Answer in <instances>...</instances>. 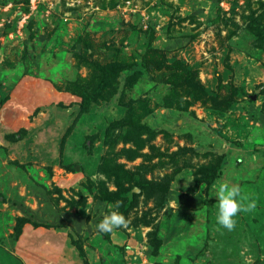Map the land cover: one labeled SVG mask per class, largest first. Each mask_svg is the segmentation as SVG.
Wrapping results in <instances>:
<instances>
[{
	"label": "rangeland",
	"instance_id": "1",
	"mask_svg": "<svg viewBox=\"0 0 264 264\" xmlns=\"http://www.w3.org/2000/svg\"><path fill=\"white\" fill-rule=\"evenodd\" d=\"M0 264H264V0H0Z\"/></svg>",
	"mask_w": 264,
	"mask_h": 264
},
{
	"label": "clouds",
	"instance_id": "2",
	"mask_svg": "<svg viewBox=\"0 0 264 264\" xmlns=\"http://www.w3.org/2000/svg\"><path fill=\"white\" fill-rule=\"evenodd\" d=\"M215 195L219 201L217 221L228 230H232L236 226L237 214L245 207L240 199L241 187L236 183L220 182ZM254 206L255 203L252 202L247 207ZM127 224V218L122 213L113 210L105 215L96 227L101 233H108Z\"/></svg>",
	"mask_w": 264,
	"mask_h": 264
},
{
	"label": "trees",
	"instance_id": "3",
	"mask_svg": "<svg viewBox=\"0 0 264 264\" xmlns=\"http://www.w3.org/2000/svg\"><path fill=\"white\" fill-rule=\"evenodd\" d=\"M212 182V181H211Z\"/></svg>",
	"mask_w": 264,
	"mask_h": 264
}]
</instances>
